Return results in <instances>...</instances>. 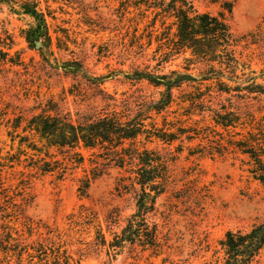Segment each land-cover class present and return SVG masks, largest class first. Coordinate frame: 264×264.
<instances>
[{
    "label": "rangeland",
    "instance_id": "374dc122",
    "mask_svg": "<svg viewBox=\"0 0 264 264\" xmlns=\"http://www.w3.org/2000/svg\"><path fill=\"white\" fill-rule=\"evenodd\" d=\"M24 1L0 0V152L3 156L18 151L19 139L13 144L10 134H22L28 120L52 105L76 120L111 111L115 104L123 107L141 97L157 96V90L147 82L134 83L127 79V74L185 72L184 58L189 53L164 56L167 50H158L160 44L155 35L149 45L150 29L145 27L153 17L150 12L144 17L143 12L132 8L125 14L122 0H39L49 30L41 40L29 42L26 36L32 20L14 13L11 7L14 2L20 10L18 5ZM190 1L199 12L214 15L225 11L228 3L233 5L232 14L225 11L233 33L252 36L248 43H242L238 53H243L244 59L251 61L252 69L261 76L264 0ZM66 68L81 69L79 73H68ZM176 109L174 106L173 111ZM179 144L150 145L175 160L172 184L158 201L155 218L160 230L158 253L133 245H126L116 257L108 256L105 250L96 253L92 247L97 236L95 226H100L111 240L109 216L112 214L117 220L113 231L120 232L135 212L136 201L131 194L118 195L117 182L128 174L112 167L91 182L87 197L82 198L81 180L91 178L95 166L89 160L92 152L86 151L84 166L69 168L63 177L57 173L34 175L27 190L31 202L19 216L13 213L6 221L3 216L7 212L12 214L13 208H0V235L5 222H10L18 232L15 237L25 245L60 244L75 264H215L224 257L221 243L227 232L246 231L264 221V184L248 174L243 156L191 155L189 146L197 143L185 142L184 147L177 148ZM19 171L26 176L35 172L23 166L14 172L9 170L8 185L19 184L22 179ZM90 221L91 225L87 223ZM24 259V264H28L26 255ZM10 264H17L16 258ZM254 264H264V249Z\"/></svg>",
    "mask_w": 264,
    "mask_h": 264
},
{
    "label": "trees",
    "instance_id": "16d2710c",
    "mask_svg": "<svg viewBox=\"0 0 264 264\" xmlns=\"http://www.w3.org/2000/svg\"><path fill=\"white\" fill-rule=\"evenodd\" d=\"M12 3L14 13L32 20L26 36L29 42L48 34L46 14L40 9L39 0H25L18 5L20 10ZM121 6L125 14L133 8L143 12L144 17H148V12L153 15L145 27L150 29L149 45L155 35L160 44L158 50H167L164 56L189 53L184 58L185 72L127 74V79L134 83L147 82L157 90V96L141 97L123 107L115 104L111 111L76 120L52 105L28 120L22 134H10L13 144L19 139L17 152L9 151L5 156L0 152V208H13L12 214L7 212L3 216L6 221L13 213L22 214L31 202L27 190L34 175L57 173L63 177L69 168L84 166L85 151L92 152L89 160L95 166L92 177L81 180L82 198L87 197L91 182L108 167L125 171L128 176L119 179L116 190L119 196L135 197V212L120 232L113 231L117 220L112 214L109 216L111 240L100 226H95L97 236L92 247L96 253L105 250L112 257L126 245L155 253L161 248L155 218L158 201L172 184L175 160L150 145L162 143L172 147L180 142L177 148H181L185 142L197 143L189 146L191 155L243 156L248 174L264 184V70L259 76L251 61L238 53L242 43H248L252 36L233 33L225 12L232 14L233 5L228 3L225 11L217 15L199 12L190 0H122ZM66 69L68 73H79L81 68ZM21 166L35 171L34 174L26 176L19 171V184L8 185L6 174ZM9 223L5 222L0 235V264H10L14 258L17 264H24L25 255L28 264H75L60 244L25 245L15 237L18 232ZM221 245L224 257L215 264H254L264 249V221L246 231L227 232Z\"/></svg>",
    "mask_w": 264,
    "mask_h": 264
},
{
    "label": "water",
    "instance_id": "95a60500",
    "mask_svg": "<svg viewBox=\"0 0 264 264\" xmlns=\"http://www.w3.org/2000/svg\"><path fill=\"white\" fill-rule=\"evenodd\" d=\"M37 45L40 46L41 45V42H37Z\"/></svg>",
    "mask_w": 264,
    "mask_h": 264
}]
</instances>
